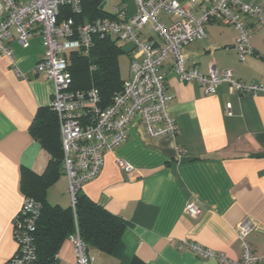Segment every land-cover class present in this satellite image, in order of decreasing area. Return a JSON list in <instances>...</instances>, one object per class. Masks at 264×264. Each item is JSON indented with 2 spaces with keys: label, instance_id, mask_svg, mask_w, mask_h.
Here are the masks:
<instances>
[{
  "label": "crops",
  "instance_id": "0c3cea01",
  "mask_svg": "<svg viewBox=\"0 0 264 264\" xmlns=\"http://www.w3.org/2000/svg\"><path fill=\"white\" fill-rule=\"evenodd\" d=\"M214 1L195 0L193 11ZM241 1L261 7L264 18V0ZM122 4L127 6L124 19L131 18L136 12L132 0H103L101 9L114 17L113 8ZM160 19L172 21L165 13ZM246 24L253 54L243 62L234 50L235 30L218 19L206 25L204 39L183 47L187 68L205 75L213 67L232 72L236 80L264 85V26H257L254 19ZM139 36L142 42L160 43L148 26ZM5 44L13 59L0 54V264L16 252L13 220L24 201L21 170L40 176L49 162L29 127L37 110L49 107L52 91L50 82L33 73L43 54L41 38L33 36L23 47L13 32ZM119 45L127 58L125 77L118 62L120 77L126 81L130 61H140L141 56L132 45ZM160 73L171 97L168 112L179 134L174 139L150 138L134 122L126 142L104 155L98 177L82 186V195L126 224L111 254L89 251L93 264H218L194 255L190 243L235 260L242 251L237 226L244 219L253 227L246 241L262 258L258 264H264V96L230 93L227 84L207 96L198 83L179 82L170 60ZM118 161L131 170H121ZM46 199L50 205L71 206L62 167ZM191 202L200 209L197 218L184 211ZM55 264H77L68 239L60 245Z\"/></svg>",
  "mask_w": 264,
  "mask_h": 264
},
{
  "label": "built area",
  "instance_id": "2783aa9c",
  "mask_svg": "<svg viewBox=\"0 0 264 264\" xmlns=\"http://www.w3.org/2000/svg\"><path fill=\"white\" fill-rule=\"evenodd\" d=\"M83 0H0L3 17L0 20V54L10 59L12 51L6 42L16 34L17 42L26 47L33 36L42 41L43 54L34 66L33 73L43 76L52 85L49 107L58 123L62 151V170L67 178V191L72 209L76 195L84 184L100 174L104 155L118 148L127 140L128 128L139 122L148 137L174 139L179 130L168 112L171 97L167 83L160 73L162 64L170 60L176 78L181 83L196 82L205 95L216 93L221 84H227L230 93L240 96H264V85L236 80L230 71L218 72L213 67L208 74L187 68V59L182 54L186 45L206 37L207 24L221 19L231 26L236 34L234 50L243 62L253 54L246 20L254 19L257 26H264L262 8L241 0H215L208 7L195 13V0L183 6L176 0H132L136 12L125 18L127 6L113 8L114 17H104L78 24L73 18L58 19L59 10L68 8L73 15L82 13ZM162 13L172 17L170 23L160 19ZM146 26L159 39L158 45L142 42L140 32ZM113 38L128 43L140 54V61L131 60L129 79L114 92L108 105L103 106L97 89L70 90L67 54H87L94 39ZM230 114V106L225 108ZM118 167L130 171L125 162ZM39 205L33 199L24 198L13 220V236L16 252L4 264H32L35 260L30 232L33 231ZM184 211L192 218L200 216L195 203H187ZM248 220L237 226V240L241 256L230 260L198 244L190 243L189 251L218 264H258L262 258L255 254L246 237L252 230ZM77 264H93L94 257L80 239L77 230L69 236Z\"/></svg>",
  "mask_w": 264,
  "mask_h": 264
},
{
  "label": "trees",
  "instance_id": "16d2710c",
  "mask_svg": "<svg viewBox=\"0 0 264 264\" xmlns=\"http://www.w3.org/2000/svg\"><path fill=\"white\" fill-rule=\"evenodd\" d=\"M102 2L103 0H83L80 15H73L68 8H61L58 19L71 17L81 24L112 17L102 11ZM124 54L119 41L109 37H96L87 54L68 53L70 90L95 88L100 94L102 105H108L113 93L119 91L124 82L120 77L118 64L119 58ZM29 133L49 155V162L42 175L21 170L20 188L23 197L33 199L39 205L33 231L29 233L35 253L32 264H55L60 245L76 230L88 251L111 254L126 228L122 220L89 200L80 191L76 195L74 209L47 202V190L60 176L62 167L58 123L50 107L37 110Z\"/></svg>",
  "mask_w": 264,
  "mask_h": 264
},
{
  "label": "rangeland",
  "instance_id": "374dc122",
  "mask_svg": "<svg viewBox=\"0 0 264 264\" xmlns=\"http://www.w3.org/2000/svg\"><path fill=\"white\" fill-rule=\"evenodd\" d=\"M109 5H111V4H109ZM108 5V8L110 7ZM109 11H112V9L111 10H109ZM119 63L121 64V66H122V71H123V76L125 77V75H124V72L126 71L125 69H126V66H127V58H126V56H121L120 58H119Z\"/></svg>",
  "mask_w": 264,
  "mask_h": 264
},
{
  "label": "water",
  "instance_id": "95a60500",
  "mask_svg": "<svg viewBox=\"0 0 264 264\" xmlns=\"http://www.w3.org/2000/svg\"><path fill=\"white\" fill-rule=\"evenodd\" d=\"M103 5H104V4H103ZM103 5H102V6H103Z\"/></svg>",
  "mask_w": 264,
  "mask_h": 264
}]
</instances>
